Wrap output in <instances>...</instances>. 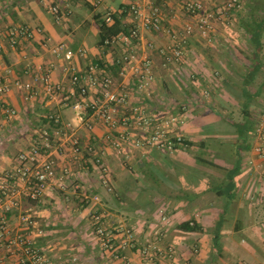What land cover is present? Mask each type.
<instances>
[{
  "label": "crops",
  "instance_id": "crops-1",
  "mask_svg": "<svg viewBox=\"0 0 264 264\" xmlns=\"http://www.w3.org/2000/svg\"><path fill=\"white\" fill-rule=\"evenodd\" d=\"M185 1L100 0L93 6L89 0H0V84L6 77L32 86L30 94L14 87L0 93V101L15 111L0 118V264L18 263L17 237L27 239L47 264H142V245L154 247L151 264H264V146L259 154L254 150L261 145L256 129L264 96V0H237L231 8L230 0H191L207 16L205 36L184 12ZM132 3L158 9L162 26L181 40L178 61L164 63L166 32L120 13ZM94 15L109 19L107 25L116 16L126 29L136 27L137 36L98 45ZM92 23L95 36L88 31ZM187 24L193 31L186 36ZM19 26L34 36L18 37L9 47L8 33ZM78 49L84 57L64 58L65 51ZM127 54L133 61L122 63ZM145 63L151 79L139 90ZM90 64L112 76V89L126 93L125 109L139 108L152 121L174 117L170 132L183 144L173 151L113 152L105 137L123 126L110 131L88 115L79 122L71 108L79 95L68 84L67 69L81 73ZM45 72L63 85L61 92L43 91ZM52 117L59 118L60 130ZM40 130L53 137L48 157L55 176L31 201L15 175L16 157ZM74 140L79 154L71 151ZM96 160L107 167L105 175ZM102 176L110 191L101 185ZM10 198L17 206L6 213L2 204ZM21 214L30 225L19 221ZM95 214L107 228L130 230L141 246L120 250L117 236L113 250L102 249L93 234ZM183 223L191 229L179 228Z\"/></svg>",
  "mask_w": 264,
  "mask_h": 264
},
{
  "label": "built area",
  "instance_id": "built-area-1",
  "mask_svg": "<svg viewBox=\"0 0 264 264\" xmlns=\"http://www.w3.org/2000/svg\"><path fill=\"white\" fill-rule=\"evenodd\" d=\"M89 1L93 6L100 2V0ZM236 2L237 0H230L226 4V7L231 8ZM49 10L54 14L57 13L54 7ZM183 10L189 17L196 18L197 29L201 35L205 36L208 23L207 16H203L201 13V4L196 1L186 0L183 3ZM120 13L129 14L141 27L150 28L156 32L160 30L166 32L169 37V44L165 47L164 63H173L180 59L181 49L179 46L181 40L178 39V36L173 31L162 26V19L158 9L153 6L132 3L121 8ZM107 21L109 19L105 23ZM192 31V25H185L184 33L186 36L190 35ZM34 33L35 31H32L27 26L14 27L8 33L7 43L9 47H14L18 37L32 39ZM136 36L137 28L129 27L127 34H119L109 40H105L103 46L114 43L119 37L128 42L129 39H134ZM1 49L2 46L0 45V51ZM74 54L78 57H84V50L78 49L75 53L65 51L63 56L65 59H70ZM132 61L133 56L130 54L121 56L122 63ZM147 66V63L143 65L145 74L137 79L136 88L139 90L145 89L151 79L147 71ZM67 70L69 71L67 78L68 84L76 87L79 95V99L71 105V108L76 112L79 122H85L84 116L88 115L89 118L100 121L110 131L114 130L119 124L123 126L121 131H117V135L108 133L105 137L106 142L116 154L124 153L126 147H133L135 149L155 147L164 151H173L176 145L183 144V138L181 136L171 134L170 132V125L176 120L174 117L152 121L153 116L139 108L125 109L127 101L126 93L112 89L114 82L112 76L105 70H102L98 64L88 65L81 73L72 68H68ZM40 82L43 91L48 95L58 94L64 88L61 83L52 82L48 72L41 75ZM11 87L26 91L28 94L32 90L30 83H20L16 80L9 82L4 77L3 82L0 84V93L8 92ZM120 109L123 110V116L121 118L117 117L120 114ZM126 111L128 112L127 115L125 114ZM14 115V109L9 107L5 102L0 101V118L13 117ZM52 121L60 130L59 118L52 117ZM85 126L88 129L91 128L89 123H85ZM256 131L261 145L256 146L254 150L259 154L262 152V146H264V96L262 108L257 118ZM35 136V143L27 151H21L17 155L16 161L18 166L15 169V175L26 184L27 197L31 201L36 200L43 194L49 181L55 176L54 162L48 157V151L52 147L53 137L47 130H40L36 132ZM71 151L73 154L80 153V147L75 140L72 141ZM96 162L99 172L105 175L107 173V167L100 161L96 160ZM100 183L106 191H110L108 179L105 176H102ZM2 206V211L10 213L16 208L17 202L10 198ZM18 218L21 223L31 224L30 218L26 214H21ZM160 218L163 220L161 213ZM91 219L94 228L93 234L102 249L107 251L113 250L114 240L118 238L117 236H120V240L118 238L120 250L141 246L139 239L130 230L107 228L104 218L100 214L92 215ZM2 224L3 221L0 215V226ZM15 242L19 246L21 253L17 264H47V259L39 250L32 247L27 239L17 237ZM153 249L154 247H150L149 245H142L140 247V254L144 257L142 264L152 263L154 256L151 251Z\"/></svg>",
  "mask_w": 264,
  "mask_h": 264
},
{
  "label": "trees",
  "instance_id": "trees-1",
  "mask_svg": "<svg viewBox=\"0 0 264 264\" xmlns=\"http://www.w3.org/2000/svg\"><path fill=\"white\" fill-rule=\"evenodd\" d=\"M94 19L98 25V45H103L105 40H109L119 34H127V29L120 23L119 18L116 16H112L110 25H107L104 21L99 20L98 15H94ZM189 225V223H183L179 225V228L183 230H190L191 227H189Z\"/></svg>",
  "mask_w": 264,
  "mask_h": 264
},
{
  "label": "rangeland",
  "instance_id": "rangeland-1",
  "mask_svg": "<svg viewBox=\"0 0 264 264\" xmlns=\"http://www.w3.org/2000/svg\"><path fill=\"white\" fill-rule=\"evenodd\" d=\"M88 31H89V35L90 36H95L96 35L95 26H94L93 23L90 25V28L88 29ZM136 194L139 195L140 193L138 194V192H137Z\"/></svg>",
  "mask_w": 264,
  "mask_h": 264
}]
</instances>
